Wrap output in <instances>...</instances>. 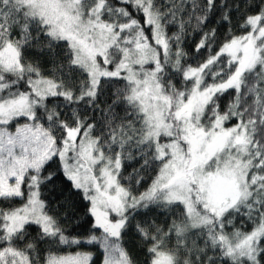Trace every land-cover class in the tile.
<instances>
[{
    "label": "snow or ice",
    "instance_id": "6c2138e0",
    "mask_svg": "<svg viewBox=\"0 0 264 264\" xmlns=\"http://www.w3.org/2000/svg\"><path fill=\"white\" fill-rule=\"evenodd\" d=\"M0 264H264V0H0Z\"/></svg>",
    "mask_w": 264,
    "mask_h": 264
}]
</instances>
